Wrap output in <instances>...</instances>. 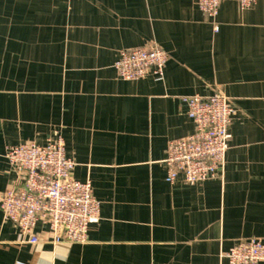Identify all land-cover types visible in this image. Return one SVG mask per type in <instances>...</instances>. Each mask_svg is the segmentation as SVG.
I'll return each instance as SVG.
<instances>
[{
	"label": "crops",
	"instance_id": "obj_1",
	"mask_svg": "<svg viewBox=\"0 0 264 264\" xmlns=\"http://www.w3.org/2000/svg\"><path fill=\"white\" fill-rule=\"evenodd\" d=\"M152 44L163 77L120 79L119 52ZM217 90L237 108L220 176L168 184L167 144L194 131L182 97ZM57 135L100 220L82 244L42 224L29 243L0 211V264H230L264 243V0L215 21L194 0H0V193L20 182L6 147Z\"/></svg>",
	"mask_w": 264,
	"mask_h": 264
},
{
	"label": "built area",
	"instance_id": "obj_2",
	"mask_svg": "<svg viewBox=\"0 0 264 264\" xmlns=\"http://www.w3.org/2000/svg\"><path fill=\"white\" fill-rule=\"evenodd\" d=\"M194 1L203 15L215 21L224 0ZM231 1L242 10L256 3V0ZM167 60V52L152 44L120 51L113 68L122 80L148 76L161 79ZM182 102L194 131L169 141L163 163L168 184L191 186L220 176L237 108L218 90L207 97L184 96ZM5 157L20 182L0 193L3 218L14 223L29 243L38 241L35 229L39 224L48 227L54 243H85L90 226L100 220V201L94 197L89 179L73 178L75 162L65 151L63 137L48 138L44 144L10 145ZM222 257L230 264H257L264 259V243L256 237L241 239Z\"/></svg>",
	"mask_w": 264,
	"mask_h": 264
}]
</instances>
